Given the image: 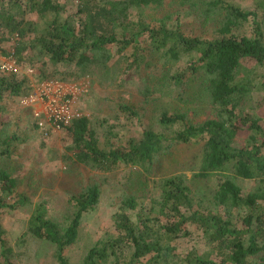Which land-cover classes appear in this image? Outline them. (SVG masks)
I'll use <instances>...</instances> for the list:
<instances>
[{
  "label": "trees",
  "instance_id": "16d2710c",
  "mask_svg": "<svg viewBox=\"0 0 264 264\" xmlns=\"http://www.w3.org/2000/svg\"><path fill=\"white\" fill-rule=\"evenodd\" d=\"M198 1L180 0L183 9H177L173 23H169L173 17L168 9L152 25L156 16L144 11L165 8L167 0H77L71 8L60 0H0V54H14L21 65L24 43L11 50L2 44L15 38L20 43L29 41L31 49L40 48L42 55L53 63L75 64L82 73L92 64L105 62L106 66L113 48L116 53L131 48L128 65H136L145 60L141 48L151 44L152 52L165 50L163 81L171 76L179 84L184 75H168V71L183 54L195 52L188 70L192 75L200 74L204 93L214 105L216 115L200 122L189 120L179 110L165 111L160 122L166 128L178 125L173 136L166 130L144 129L138 137L131 138L128 147L115 149L100 148L88 116L63 128L79 149L77 160L106 172L119 162L151 163L169 141H175L202 145L200 175L229 173L218 182L213 208L202 207L192 198L183 175L162 180L163 199L156 217L140 215L134 220L137 201L128 197L115 215L116 234L90 248L83 264H264V123L259 115L244 108L250 88L239 82L243 60L264 64L262 21L257 10L243 8L231 0ZM186 7H194L204 25L213 22L214 34L186 32L180 18ZM50 14L49 25L35 34L39 22L34 17L44 19ZM249 21L253 23L251 35L240 32ZM31 90L27 78L0 71V102L11 95L25 96ZM121 108L128 114H137L133 106ZM17 137L11 136L9 140ZM238 178L256 180L258 186L246 192ZM16 187L17 179L12 173L0 169V216L3 209L19 208L29 201L23 193L15 199ZM99 197L96 185L76 195V211L63 226L48 217L46 204L40 202L36 207L30 231L55 246L59 264H68L65 250L77 241L83 214L96 206ZM189 225L202 234L209 250L199 253L193 249L183 256L177 255L173 242L191 234ZM4 235L0 219V264H8ZM127 250L129 256L121 260Z\"/></svg>",
  "mask_w": 264,
  "mask_h": 264
},
{
  "label": "rangeland",
  "instance_id": "374dc122",
  "mask_svg": "<svg viewBox=\"0 0 264 264\" xmlns=\"http://www.w3.org/2000/svg\"><path fill=\"white\" fill-rule=\"evenodd\" d=\"M60 1L66 3L68 8L77 4V0ZM179 1L167 0L165 8L156 10L152 7L144 12L156 16L152 20V25H156V19L169 9L173 17L169 23H173L177 9L181 8ZM194 1L199 3L198 0ZM231 1L243 8L257 10L264 31V0ZM197 9H200L199 6ZM182 14L180 18L186 32L205 36L214 34L212 30L216 28L215 24L209 21L204 25L194 7L184 8ZM51 16L44 19L34 17L39 22L38 28L34 29L35 34L45 30ZM252 28L253 23L249 21L240 32L251 35ZM23 43V47H26L23 50V70L17 74L27 78L30 86L50 78H63L83 85V113L90 118L92 128L96 130L101 149L128 147L131 138L138 137L144 129L166 130L169 136H173L178 125L166 128L161 124L160 118L165 111L185 112L193 122L216 115L214 105L204 93V80L200 74L192 75L188 70L190 60L197 55L195 52L183 54L171 65L168 75H184V80L178 84L171 76L163 81L167 60L165 50L152 52L151 44L141 48L140 54L145 60L136 65H128L131 48L121 53H116V48H113L106 66L105 62L92 64L82 73L78 72L75 64L53 63L42 55L40 48L31 49L29 41L20 43L15 38L2 45H8L7 48L11 50ZM239 82L250 88L244 108L259 115L264 123V64L251 59L243 60L239 68ZM20 98L11 95L0 102V169L8 170L17 179L15 199H19L22 193L29 198L19 208L3 209L0 216L9 250L8 264H59L55 246L38 239L30 231L32 217L40 202L46 204L48 217L63 226L69 223L76 211L74 197L89 186L96 185L100 189L96 206L83 214L77 241L65 250L68 264H83L90 248L116 234L115 215L128 197H135L137 201V208L133 210L134 220L139 219L140 215L156 217L163 199L162 180L183 175L191 188L192 198L202 203V207L213 208L218 182L229 174L227 171H216L206 176L200 175L202 145L175 141H169L151 163L119 162L111 171L99 170L93 164L77 160L79 149L65 130L36 127L32 113L21 106ZM123 105L133 106L137 114L126 113L121 108ZM14 135H18L17 139L9 140ZM237 182L246 192L258 186L256 180L238 178ZM189 230L190 235L173 242L177 255L183 256L193 249L199 253L209 250L196 227L189 225ZM123 252L120 258L126 260L130 252Z\"/></svg>",
  "mask_w": 264,
  "mask_h": 264
},
{
  "label": "built area",
  "instance_id": "2783aa9c",
  "mask_svg": "<svg viewBox=\"0 0 264 264\" xmlns=\"http://www.w3.org/2000/svg\"><path fill=\"white\" fill-rule=\"evenodd\" d=\"M23 70L14 54H0V71L17 74ZM32 70L30 69L29 72ZM83 85L59 78L41 80L32 85V90L20 98L21 106L32 113L38 127L61 131L76 119L84 116L81 99Z\"/></svg>",
  "mask_w": 264,
  "mask_h": 264
}]
</instances>
